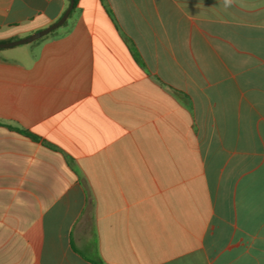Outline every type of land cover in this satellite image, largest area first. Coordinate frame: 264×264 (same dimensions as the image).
<instances>
[{"label":"crops","instance_id":"obj_1","mask_svg":"<svg viewBox=\"0 0 264 264\" xmlns=\"http://www.w3.org/2000/svg\"><path fill=\"white\" fill-rule=\"evenodd\" d=\"M69 0H0V42ZM0 264H264V0H80L0 49Z\"/></svg>","mask_w":264,"mask_h":264},{"label":"water","instance_id":"obj_2","mask_svg":"<svg viewBox=\"0 0 264 264\" xmlns=\"http://www.w3.org/2000/svg\"><path fill=\"white\" fill-rule=\"evenodd\" d=\"M75 6V0H69V6L66 9V11L64 12L63 16L54 24L50 25L49 27L40 30L30 36H27L25 38H21L18 40H14V41H9V42H0V49H5V48H11V47H15L18 45H25V44H30L46 35H48L49 33L53 32L54 30H56L57 28H59L60 26H62L65 21L68 19L71 11L73 10Z\"/></svg>","mask_w":264,"mask_h":264},{"label":"trees","instance_id":"obj_3","mask_svg":"<svg viewBox=\"0 0 264 264\" xmlns=\"http://www.w3.org/2000/svg\"><path fill=\"white\" fill-rule=\"evenodd\" d=\"M79 1H80V0H75V6L77 5V3H78ZM75 6H74V7H75Z\"/></svg>","mask_w":264,"mask_h":264}]
</instances>
